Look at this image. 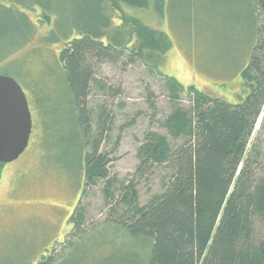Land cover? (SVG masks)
Instances as JSON below:
<instances>
[{"label":"trees","instance_id":"trees-1","mask_svg":"<svg viewBox=\"0 0 264 264\" xmlns=\"http://www.w3.org/2000/svg\"><path fill=\"white\" fill-rule=\"evenodd\" d=\"M4 1L9 3L3 8L7 25L0 35L12 46L2 58L15 55L38 38L39 24L49 27L46 35H40L42 43L67 38L59 52L47 59L48 77L43 80L30 76L26 58L9 63L24 68L18 67L19 83L30 106L34 102L39 109L44 137L47 128L55 126L56 117L59 122L60 108L67 112L65 121L75 129L78 154L74 163L81 172L83 192L102 183L107 218L94 230L103 226L111 237L95 242L99 253L94 254L92 264H264V234L257 230L258 225L264 226V0H244L250 8L254 36L248 60L240 66L247 92L237 103L194 85L185 86L162 71L159 63L172 48V39L125 7L153 6L162 12L166 0H92L81 13L84 27L66 34L58 31L60 36L49 0L38 4ZM37 5L42 16L39 23L15 9ZM139 61L160 72L163 93L174 107L158 121L166 133L148 130L137 148L135 171L120 179L111 175L113 158L104 149L116 115L105 103L92 106L89 99L93 90L106 97L122 91L98 78L102 64ZM150 88L147 99L156 108ZM183 94L189 98L187 106L179 105ZM157 174L161 190L142 203L140 182ZM80 201L70 216V236L86 231ZM53 261L50 254L25 264Z\"/></svg>","mask_w":264,"mask_h":264},{"label":"rangeland","instance_id":"rangeland-1","mask_svg":"<svg viewBox=\"0 0 264 264\" xmlns=\"http://www.w3.org/2000/svg\"><path fill=\"white\" fill-rule=\"evenodd\" d=\"M40 1L45 0H32L37 4ZM49 1L56 13L54 24L57 25V35L58 31L66 34L84 27L81 13H84L85 3L92 0ZM7 4L0 0V32L6 29L7 16L3 8ZM39 7L23 9L16 6L15 9L27 16L29 21L39 23L42 18L38 13ZM125 10L151 27L166 32L172 39V48L159 63L164 73L177 78L185 86L194 85L230 103H237L246 94L247 85L242 79L240 66L248 60L254 36L246 1L166 0L162 12L156 11L153 6L148 9L125 7ZM38 26V38L6 59L2 58V54L12 44H7L0 35V74L12 76L20 82L18 72L19 68L24 70L23 66L10 64L9 61L26 58V67L32 78L43 80L48 77L45 69L50 62L47 64L46 61L59 52L67 38L63 37L57 43H42L40 35H46L49 27L47 24ZM10 27L8 25L7 28ZM27 31H30L29 27ZM150 67L140 61L132 65L104 63L98 69V78L113 89L122 91L119 95L106 97L93 90L90 95L92 106L105 103L116 115L110 141L104 144V149L113 158L111 175L120 179L130 177L135 171L137 148L144 134L148 130L166 133L158 121L174 107L163 93L160 72ZM149 87L155 93L156 108H152L147 99ZM57 96H61V92L57 91ZM188 99L183 94L179 105H189ZM30 108L33 131L29 145L18 159L4 163L0 170V264L37 263L50 254L54 255L51 264H92L98 246L95 242L108 241L111 237L103 226L94 230L107 218L102 183L83 192L81 172L74 163L78 144L75 129L65 121L67 112L60 108L59 122L56 117L55 126H49L44 137L39 109L34 102ZM261 121L262 116L256 130ZM138 190L141 202L147 201L153 193L161 190V176L157 174L149 180L143 179ZM79 199L85 214L86 231L79 236H70V216ZM257 230L264 234V226L258 225Z\"/></svg>","mask_w":264,"mask_h":264},{"label":"water","instance_id":"water-1","mask_svg":"<svg viewBox=\"0 0 264 264\" xmlns=\"http://www.w3.org/2000/svg\"><path fill=\"white\" fill-rule=\"evenodd\" d=\"M33 131L28 97L12 76L0 74V163H9L27 149Z\"/></svg>","mask_w":264,"mask_h":264}]
</instances>
